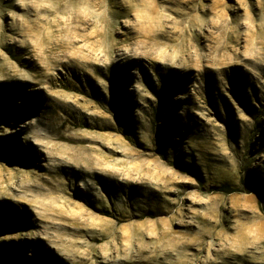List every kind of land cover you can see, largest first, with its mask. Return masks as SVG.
<instances>
[{
	"label": "rangeland",
	"instance_id": "374dc122",
	"mask_svg": "<svg viewBox=\"0 0 264 264\" xmlns=\"http://www.w3.org/2000/svg\"><path fill=\"white\" fill-rule=\"evenodd\" d=\"M0 264H264V0H0Z\"/></svg>",
	"mask_w": 264,
	"mask_h": 264
},
{
	"label": "trees",
	"instance_id": "16d2710c",
	"mask_svg": "<svg viewBox=\"0 0 264 264\" xmlns=\"http://www.w3.org/2000/svg\"><path fill=\"white\" fill-rule=\"evenodd\" d=\"M165 85H166V83H164V85H163V90H164V91H166V90H165V88H166ZM167 95H168V93L166 92V93H165V96H167ZM260 120H261V119H260Z\"/></svg>",
	"mask_w": 264,
	"mask_h": 264
},
{
	"label": "bare ground",
	"instance_id": "6f19581e",
	"mask_svg": "<svg viewBox=\"0 0 264 264\" xmlns=\"http://www.w3.org/2000/svg\"><path fill=\"white\" fill-rule=\"evenodd\" d=\"M82 59V58H81ZM83 61V60H82ZM48 94V93H47ZM44 120V119H43ZM24 126V125H23ZM35 142V141H34ZM36 144V143H35ZM37 151V150H36ZM60 155V154H59ZM62 156V155H61ZM62 159V158H61ZM119 170V169H118ZM133 175V174H132ZM79 184V183H78ZM47 203V202H46ZM20 209V208H19Z\"/></svg>",
	"mask_w": 264,
	"mask_h": 264
}]
</instances>
